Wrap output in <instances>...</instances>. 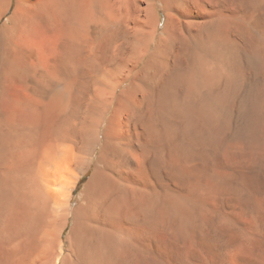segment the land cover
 <instances>
[{
    "label": "bare ground",
    "instance_id": "obj_1",
    "mask_svg": "<svg viewBox=\"0 0 264 264\" xmlns=\"http://www.w3.org/2000/svg\"><path fill=\"white\" fill-rule=\"evenodd\" d=\"M0 264H264V0H0Z\"/></svg>",
    "mask_w": 264,
    "mask_h": 264
},
{
    "label": "rangeland",
    "instance_id": "obj_2",
    "mask_svg": "<svg viewBox=\"0 0 264 264\" xmlns=\"http://www.w3.org/2000/svg\"><path fill=\"white\" fill-rule=\"evenodd\" d=\"M83 181L84 180H82L81 182L83 183ZM82 183L80 184H78V186H77V189H76V192H79L80 191V189H81V187H82ZM76 196H74V198H75Z\"/></svg>",
    "mask_w": 264,
    "mask_h": 264
}]
</instances>
